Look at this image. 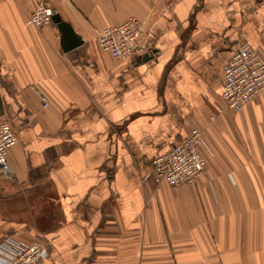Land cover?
Wrapping results in <instances>:
<instances>
[{"label": "crops", "instance_id": "0c3cea01", "mask_svg": "<svg viewBox=\"0 0 264 264\" xmlns=\"http://www.w3.org/2000/svg\"><path fill=\"white\" fill-rule=\"evenodd\" d=\"M39 2L0 0V116L17 136L0 244H42L44 264H264V89L222 99L232 55L264 57V0H45L82 40L66 53L53 22L28 25ZM129 18L143 53L119 61L98 36ZM193 130L196 182L145 179Z\"/></svg>", "mask_w": 264, "mask_h": 264}, {"label": "built area", "instance_id": "2783aa9c", "mask_svg": "<svg viewBox=\"0 0 264 264\" xmlns=\"http://www.w3.org/2000/svg\"><path fill=\"white\" fill-rule=\"evenodd\" d=\"M56 11L40 0L28 17V25L41 28L52 22ZM143 26L135 18L101 30L98 36L100 47L119 61L127 60L133 53H143L138 43L142 38ZM264 89V57L258 50L245 47L235 52L223 71L222 99L227 109L257 100ZM17 136L11 125L0 116V172L9 174L7 151L15 146ZM202 134L193 130L180 142L172 144L164 154L151 160L145 174L155 183H166L177 187L193 185L205 168V160L200 153ZM47 249L39 243L21 244L6 240L0 244V264H44Z\"/></svg>", "mask_w": 264, "mask_h": 264}, {"label": "water", "instance_id": "95a60500", "mask_svg": "<svg viewBox=\"0 0 264 264\" xmlns=\"http://www.w3.org/2000/svg\"><path fill=\"white\" fill-rule=\"evenodd\" d=\"M52 22L56 25L58 31L61 34V44L63 52H69L82 45V40L75 34L72 27L61 19L58 13L52 16ZM150 56H145L144 59Z\"/></svg>", "mask_w": 264, "mask_h": 264}]
</instances>
